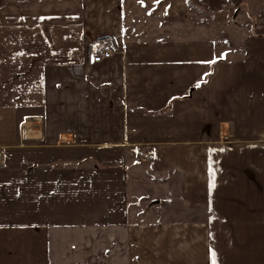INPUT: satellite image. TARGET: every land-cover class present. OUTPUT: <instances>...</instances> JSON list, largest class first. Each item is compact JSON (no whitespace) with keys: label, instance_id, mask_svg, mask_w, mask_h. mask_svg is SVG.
<instances>
[{"label":"crops","instance_id":"crops-1","mask_svg":"<svg viewBox=\"0 0 264 264\" xmlns=\"http://www.w3.org/2000/svg\"><path fill=\"white\" fill-rule=\"evenodd\" d=\"M259 149L264 0H0V264H264L216 211Z\"/></svg>","mask_w":264,"mask_h":264},{"label":"rangeland","instance_id":"rangeland-1","mask_svg":"<svg viewBox=\"0 0 264 264\" xmlns=\"http://www.w3.org/2000/svg\"><path fill=\"white\" fill-rule=\"evenodd\" d=\"M256 14L253 13H243L242 15V21H249L248 17L253 19V21L256 20ZM191 18L194 22L204 23L207 25H211L216 27V30L219 31L224 25H219V22H215L212 14H205L202 10L199 11H193V14H191ZM215 22V23H214ZM224 29V28H222ZM210 69H211V63H210ZM210 70L207 72L209 73ZM43 128V127H42ZM229 144V143H228ZM232 145V144H231ZM231 145H228V147ZM256 153V152H255ZM256 157H252V155H245L242 157V159H237L238 161H242L244 165H248L250 167L249 173H247V181H245L244 177L238 178L237 176H230L228 177V183L230 185L229 193L231 196L239 195L242 198L249 200H253L252 203H244L245 205L236 202L237 204H234L230 206V209H225L224 206H219V209L217 208V212L224 214L228 213V215L231 216V222L227 223L230 225L231 229H238V230H246V231H255L259 230V238L255 239L259 241V252H264V205L259 204V201H264V178L263 182H261V160L259 159L260 156V149L259 153H256ZM264 171V170H263ZM226 176L220 179H224ZM264 177V176H263ZM156 181H159L157 179H154ZM222 181V180H221ZM163 190V185H161L158 182H150L146 184V195L151 196L152 193L155 190ZM221 192H223L224 197L225 192L221 189ZM235 198V197H234ZM258 201V202H257ZM154 205V203H151L148 207H151ZM145 208V207H144ZM177 210V209H176ZM142 211V210H141ZM143 212V211H142ZM141 212V213H142ZM186 213V211H184ZM140 213V214H141ZM143 215V214H142ZM141 216V215H140ZM146 216V215H145ZM203 215H201L202 217ZM147 218V221L154 220L153 218ZM186 218H189L190 220L191 216H186ZM204 218V217H202ZM237 218V219H234ZM240 219V220H238ZM224 223L217 222L215 223L216 229L225 228L223 226ZM227 228V227H226ZM253 239H249V245H252ZM259 253V255H260Z\"/></svg>","mask_w":264,"mask_h":264},{"label":"built area","instance_id":"built-area-1","mask_svg":"<svg viewBox=\"0 0 264 264\" xmlns=\"http://www.w3.org/2000/svg\"><path fill=\"white\" fill-rule=\"evenodd\" d=\"M113 55V50L112 49H106L100 52H97L93 55V61L94 62H102L107 58H110ZM28 124V123H27ZM23 125V129L25 128V132L31 133L34 130V125L33 123ZM34 133V132H33ZM139 156L144 160L145 162H150L152 160V155L148 151L140 152ZM7 165L6 158L3 153L0 152V168L5 167Z\"/></svg>","mask_w":264,"mask_h":264},{"label":"snow or ice","instance_id":"snow-or-ice-1","mask_svg":"<svg viewBox=\"0 0 264 264\" xmlns=\"http://www.w3.org/2000/svg\"><path fill=\"white\" fill-rule=\"evenodd\" d=\"M215 61H209V63H214ZM199 86V85H197ZM209 175L211 177V183H210V187H215V172L210 168L209 170ZM212 264H216V254L213 251L212 252Z\"/></svg>","mask_w":264,"mask_h":264},{"label":"trees","instance_id":"trees-1","mask_svg":"<svg viewBox=\"0 0 264 264\" xmlns=\"http://www.w3.org/2000/svg\"><path fill=\"white\" fill-rule=\"evenodd\" d=\"M212 73H213V70H210V72L207 73V75L205 76V79L202 81L201 84H204L208 80V78L212 75Z\"/></svg>","mask_w":264,"mask_h":264},{"label":"water","instance_id":"water-1","mask_svg":"<svg viewBox=\"0 0 264 264\" xmlns=\"http://www.w3.org/2000/svg\"><path fill=\"white\" fill-rule=\"evenodd\" d=\"M192 92H193V91H191L189 95H191Z\"/></svg>","mask_w":264,"mask_h":264}]
</instances>
